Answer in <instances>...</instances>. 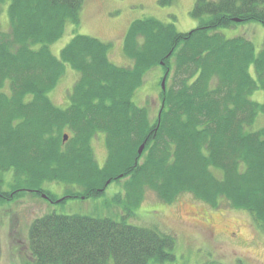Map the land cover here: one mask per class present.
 I'll return each mask as SVG.
<instances>
[{
  "label": "trees",
  "instance_id": "1",
  "mask_svg": "<svg viewBox=\"0 0 264 264\" xmlns=\"http://www.w3.org/2000/svg\"><path fill=\"white\" fill-rule=\"evenodd\" d=\"M83 3L11 0L9 27L0 22V170H15L0 203L28 192L55 199L45 181L81 188L65 197H97L116 180L130 208L148 189L168 203L190 193L245 209L264 229V126L249 129L264 114V101L251 98L264 91V44L256 52L251 40L219 31L264 25V0H196L191 15L199 24L185 32L153 16L135 19L123 46L131 66L112 62V44L87 34L74 35L60 57L53 53L67 23H80ZM66 64L79 78L60 107L49 92ZM155 67L166 82L153 118L133 97ZM100 133L103 165L92 148ZM29 244L33 264H151L174 257L176 238L110 216L49 212L31 223Z\"/></svg>",
  "mask_w": 264,
  "mask_h": 264
},
{
  "label": "rangeland",
  "instance_id": "2",
  "mask_svg": "<svg viewBox=\"0 0 264 264\" xmlns=\"http://www.w3.org/2000/svg\"><path fill=\"white\" fill-rule=\"evenodd\" d=\"M10 1L5 0L0 5V22L4 28L9 27L7 10ZM195 3L196 0H172L170 3H161L160 0H84L80 23L68 22L63 36L51 45V49L60 57L61 49L74 35L87 34L112 44L109 50L112 62L131 66L133 61L125 55L123 46L133 20L153 16L174 23L178 31H189L199 24L191 15ZM219 31L226 37L243 36L251 40L256 52L264 44V25L257 21L221 27ZM162 77L161 67L149 70L133 97L138 105L149 106L153 118L161 105ZM78 78L79 72L66 64L65 73L49 92L56 105L67 107L70 104L68 96ZM251 98L263 102L264 91L256 90ZM262 126L264 114L260 113L249 129L257 130ZM92 148L96 160L103 165L107 158L104 134L93 138ZM14 176V168L0 170V190L10 191ZM42 187L53 193L55 200L28 192L19 199L0 203V264H33L29 228L35 218L49 212L110 216L174 235V257L151 264H206L212 260L223 264H264V229L247 210L235 208L226 201L214 207L190 193H182L168 203L148 189L143 200L130 208L121 201L124 193L122 181H111L102 195L88 198L65 197L68 188L81 191L72 184L45 181ZM188 206L195 208V213L187 210Z\"/></svg>",
  "mask_w": 264,
  "mask_h": 264
},
{
  "label": "water",
  "instance_id": "3",
  "mask_svg": "<svg viewBox=\"0 0 264 264\" xmlns=\"http://www.w3.org/2000/svg\"><path fill=\"white\" fill-rule=\"evenodd\" d=\"M165 82H166V76H164V78H163V80H162V88H163V89L165 88ZM68 137H69V136H68V133H65V134H64V140H67ZM144 147H145V144L142 143L141 146H140V148H139V153H140V154L142 153ZM109 182H110V180H108L107 184H108ZM43 196H44V197H48V195H46L45 193H43Z\"/></svg>",
  "mask_w": 264,
  "mask_h": 264
},
{
  "label": "bare ground",
  "instance_id": "4",
  "mask_svg": "<svg viewBox=\"0 0 264 264\" xmlns=\"http://www.w3.org/2000/svg\"><path fill=\"white\" fill-rule=\"evenodd\" d=\"M186 209H187V210H193L194 213H195V208H192V207H189V206H188V207H186Z\"/></svg>",
  "mask_w": 264,
  "mask_h": 264
},
{
  "label": "flooded vegetation",
  "instance_id": "5",
  "mask_svg": "<svg viewBox=\"0 0 264 264\" xmlns=\"http://www.w3.org/2000/svg\"><path fill=\"white\" fill-rule=\"evenodd\" d=\"M48 199H50V200H55V199H51L50 197H49Z\"/></svg>",
  "mask_w": 264,
  "mask_h": 264
}]
</instances>
